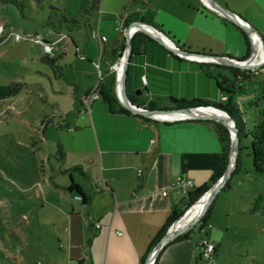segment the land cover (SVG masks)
<instances>
[{"label": "crops", "instance_id": "1", "mask_svg": "<svg viewBox=\"0 0 264 264\" xmlns=\"http://www.w3.org/2000/svg\"><path fill=\"white\" fill-rule=\"evenodd\" d=\"M131 1L136 7L124 19L123 28L120 27L121 43L112 47V57L110 55L106 60L108 55L103 42L105 57H101L98 66L102 75L101 88L112 82L117 100L121 65L116 68L115 65L124 48L116 53L113 51L122 43L125 47V30L131 23L127 25L126 20L130 18L151 20L159 31L191 52L236 59H243L247 53L244 31L202 0H157L155 4L152 0ZM216 1L246 22L264 18V0ZM261 36L264 40V35ZM134 43L137 52L131 56L129 65L128 95L136 105L158 109L154 99L168 97V94L157 93L158 82L156 86L154 80L162 78L172 86L174 81L180 84L184 76L188 80V73L198 75V81L201 79L209 88L208 91H197L191 100L205 101L210 105L227 101V94L219 87L221 94L212 95L210 81L214 78L205 74L204 69L194 63L196 61L175 56L142 33L134 35ZM143 76L147 78L146 86L141 80ZM97 82L95 78L91 79L87 96ZM139 89L142 91L140 96L143 90L148 95L137 97ZM101 99L90 102L91 111L83 127L95 143L93 150L73 152L74 161L69 166L66 165L68 151L64 144L59 146L64 160L59 173L61 176L70 175L67 187L59 186L77 204H60L64 217L60 224L63 236L59 239V243L64 244L61 246L62 256L44 264H146L151 251L189 209L190 202L196 196L200 199L206 194L212 187L215 174L224 161L228 162L230 147L220 140L216 122H162L147 118L151 120L148 121L130 111L111 113L103 99L100 103ZM61 126L68 128L67 121ZM180 177L191 179L195 184L186 197H181L172 188ZM52 185L55 187L54 181ZM73 186H78L81 193L70 190ZM77 194L83 200L75 199ZM47 200L50 198L46 197ZM210 209L206 218L200 220L202 227L207 223L206 215ZM194 229L195 226L163 247L155 264H193L200 254L199 244H213L197 238L192 246L190 240Z\"/></svg>", "mask_w": 264, "mask_h": 264}, {"label": "rangeland", "instance_id": "2", "mask_svg": "<svg viewBox=\"0 0 264 264\" xmlns=\"http://www.w3.org/2000/svg\"><path fill=\"white\" fill-rule=\"evenodd\" d=\"M94 1L0 0V23L5 27L0 86L25 85L18 95L0 101V264H44L62 256L61 205L77 203L61 187H67L70 175L59 173L64 161L59 146L65 145L69 166L73 152L93 150L95 143L83 129L89 113H79L77 105L85 102L91 79L99 82L103 42L108 60L112 47L121 43L124 19L136 7L131 0ZM247 21L264 35V18ZM44 44L53 47L51 53L44 52ZM45 58L56 60L55 66ZM187 78L172 86L161 78L157 93L192 101L197 91H208L195 73ZM210 83L212 95L221 94L217 80ZM154 102L158 109L175 108L167 96ZM63 119L68 128L59 127ZM228 139L230 146V134ZM247 153L242 155L241 172L231 181L233 188L215 197L205 226L200 221L195 225L190 244L200 238L216 248L197 264H264V178L250 174ZM255 206L259 211L251 214Z\"/></svg>", "mask_w": 264, "mask_h": 264}, {"label": "trees", "instance_id": "3", "mask_svg": "<svg viewBox=\"0 0 264 264\" xmlns=\"http://www.w3.org/2000/svg\"><path fill=\"white\" fill-rule=\"evenodd\" d=\"M99 2L100 0L94 1V3L96 4H98ZM140 21L155 27L151 20L144 19ZM140 21L131 20L130 18L129 20H126V24L128 25L130 22L132 23V22H140ZM4 32H5V27H4ZM242 33L244 34V32ZM3 36L4 33L0 35V43L5 39V37ZM244 38L248 46V49L246 55L243 57V60L249 58L251 54V46H250L249 38L246 34H244ZM123 48H124V44L122 43L120 46L115 48L113 52L114 53L119 52ZM136 52H137V47L134 43V37H133V50L131 56H133ZM131 58H130V62H131ZM44 61L47 64L51 65L52 67H54L56 64V60L51 58H45ZM194 63L201 66L204 69V73L207 74L209 77H213L214 79L217 80L218 87L220 88V90L223 93L227 94L228 96L227 101L225 103H220L217 105L216 104L210 105L205 101H200V100L190 101L187 99H177L171 95H168V98L177 108L196 107V106H212V107L220 108L226 111L227 113H229L232 116V118L235 120L240 137V152H239L238 167L233 173L231 179L227 182V184L223 189L233 188L231 187V181L234 175L241 172L242 170L241 159L243 153L246 151L248 152L247 156L250 158L252 162L253 169L250 172V174L264 178V66L257 68L255 70H240L238 68L227 67L213 63H199V62H194ZM225 70H227L229 76H227ZM154 81L159 83L163 82L159 79ZM24 86L25 85L20 82H12L6 86H0V101L18 95ZM112 87H113L112 82L110 84H106L102 86L100 92L101 98L108 104L111 113H116L117 111L128 113L129 111L119 104L114 94L115 93L114 89ZM239 99L241 100V102L239 103H237L236 101L233 102V100H239ZM139 117L148 120L147 118H144L142 116ZM63 123H65V120H63ZM214 124L218 125L217 130L220 136V140L225 145L230 147L229 139H228L229 136L228 130L220 124H216V123ZM226 167L227 164L226 161H224L221 169L219 170V172L215 174L214 178L212 179L211 182L212 186L223 175V173L226 170ZM70 190L76 191L79 194L81 193V189L78 186H73L72 188H70ZM198 199L199 197L196 196V198H194L190 202L189 207L193 205ZM258 211H259V207L256 206L250 210L251 214H256L258 213ZM201 260L202 257L199 254L198 257L196 258V264Z\"/></svg>", "mask_w": 264, "mask_h": 264}, {"label": "water", "instance_id": "4", "mask_svg": "<svg viewBox=\"0 0 264 264\" xmlns=\"http://www.w3.org/2000/svg\"><path fill=\"white\" fill-rule=\"evenodd\" d=\"M202 2L206 6H208L209 8L220 14L225 19L236 24L239 28H241L244 31V33L248 36L250 40L251 54L249 58L243 60V59L232 58L229 56H217V55L205 54L200 52H191L180 47L173 40H171L166 34L159 31L155 27L145 24L143 22H132L127 26L125 30V47L121 52L118 60V63H120V61L124 59L122 70L118 78L117 96L120 104L126 110L132 112L135 115L151 118L162 122H176L181 120H204V121L216 122L223 125L228 130L231 137L229 158H228L226 170L223 173V175L215 182V184L207 191L208 193L210 192L211 194L205 204L202 213L181 228H175L174 227L175 223H174L173 226L166 232V234L160 240V242L151 251L146 261V264H151V261L153 264H155L156 257L158 256L159 252L163 247H165L168 243L173 241L178 236L184 234L185 232L193 228L205 216L215 197L225 187V185L231 179L233 173L238 167L239 152H240V137L235 120L232 118V116L229 113H227L226 111L220 108H216L212 106H196V107L173 108L166 110V109L140 107L134 104L128 95V70H129L130 58L133 50L134 35L136 33L145 34L150 38H152L153 40H155L156 42H158L170 53L174 54L179 58L186 60H192L200 63H213L227 67L238 68L241 70H254L260 68L264 64V40L261 34L252 25H250L248 22L243 20L241 17H239L229 9L221 6L216 0H202ZM134 28H136L135 31L133 30ZM147 28L153 29L155 32L159 33L163 38L167 39L170 44L166 43L164 40H162V38L156 37ZM256 38H258L262 44V54H260V56L258 55L257 53L258 50L256 49V44H255ZM256 57H259V59L250 64L249 62H251V60L253 58L255 59ZM141 93L142 91L140 89L137 90L136 92L137 95H141ZM207 108H213L215 110H218L224 113L226 117L225 118L215 117L200 112L201 110ZM157 115H182L183 117L179 119H165V118H158ZM196 202L189 207V209L184 213V215H186L192 209V207L196 204Z\"/></svg>", "mask_w": 264, "mask_h": 264}, {"label": "built area", "instance_id": "5", "mask_svg": "<svg viewBox=\"0 0 264 264\" xmlns=\"http://www.w3.org/2000/svg\"><path fill=\"white\" fill-rule=\"evenodd\" d=\"M4 33V27L3 24L0 23V35H2ZM104 41V39H102V42ZM52 46L49 44H44L43 45V49L45 53H51L52 52ZM120 63H117L115 65V68L119 65ZM99 82L102 79V75L99 72ZM142 83L144 86L147 85V78L146 76H143L141 78ZM98 82V84L91 90V92L89 93V95L86 97L85 102L83 103L82 107L78 110L79 113L82 114H86V113H90L91 111V101H96L99 100L101 98V85ZM195 187V184L193 182V180L188 179V178H184V177H180L177 178L174 183L172 184V188L173 190H175V192L180 195L181 197H186L191 190ZM75 199L77 200H83L82 196L77 194L75 196ZM97 228L100 227L99 224H97L96 226ZM199 249H200V255L202 258H208L211 254L214 253L215 251V246L209 242H202L199 244Z\"/></svg>", "mask_w": 264, "mask_h": 264}, {"label": "bare ground", "instance_id": "6", "mask_svg": "<svg viewBox=\"0 0 264 264\" xmlns=\"http://www.w3.org/2000/svg\"><path fill=\"white\" fill-rule=\"evenodd\" d=\"M136 28H134L133 30L135 31ZM152 34H154L156 37L158 38H162V40H164L166 43L170 44L169 41L165 38H163L159 33L155 32L153 29H150V28H147ZM255 44H256V49L258 50L257 53L258 55L260 56V54H262V44H261V41L256 38V41H255ZM257 58V59H256ZM255 59L253 58L251 60V62H249L250 64L253 63L254 61H257L259 59V57H256ZM123 62H124V59H122L120 61V64L119 66L121 67L119 70L121 72L122 70V65H123ZM120 74V73H119ZM200 112H203L205 114H209L210 116H215V117H226L224 113L218 111V110H215L213 108H207V109H203L201 110ZM158 118H165V119H179V118H182L183 116L182 115H157ZM210 192L206 193L205 195H203L197 202L196 204L192 207V209L186 214L184 215L179 221H177L174 225L175 228H181L183 226H185L186 224H188L189 222H191V220L195 219L197 216H199L204 207H205V204L210 196ZM151 264L152 261H151Z\"/></svg>", "mask_w": 264, "mask_h": 264}]
</instances>
